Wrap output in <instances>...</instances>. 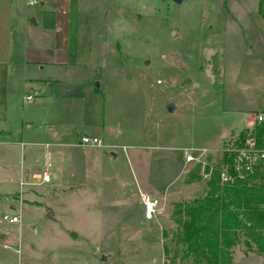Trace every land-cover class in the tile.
<instances>
[{"label":"rangeland","instance_id":"374dc122","mask_svg":"<svg viewBox=\"0 0 264 264\" xmlns=\"http://www.w3.org/2000/svg\"><path fill=\"white\" fill-rule=\"evenodd\" d=\"M79 1L92 15L85 27L92 61L71 68L51 91L55 103L83 109L74 118L78 134L101 122L103 157L89 150L98 153L91 166L61 163L55 178L28 193L8 182L18 151L0 155V264H166L162 231L173 227L170 202L183 172L190 163V171L201 164V175L218 167L223 147L264 109V42H248L240 26L228 24L222 0ZM253 19L264 25L263 13ZM185 152L204 162L186 161ZM148 183L166 189L152 220L142 201L155 197ZM188 193L204 195V183ZM9 203L20 223L2 219L14 212ZM234 264L264 259L238 246Z\"/></svg>","mask_w":264,"mask_h":264},{"label":"crops","instance_id":"0c3cea01","mask_svg":"<svg viewBox=\"0 0 264 264\" xmlns=\"http://www.w3.org/2000/svg\"><path fill=\"white\" fill-rule=\"evenodd\" d=\"M221 9L228 14L229 25L240 26L247 33L248 42H264V25H256L253 19L256 12L264 15V0H222ZM91 18V12L83 9L79 0H38L34 4H28L26 0H0V155L13 148L18 151L14 174L8 177V182L22 186L21 191L27 187L28 193H38L29 188L42 185L40 180L44 170H49L50 179L55 178L61 163L67 162L71 168L75 164L93 165L98 153H90L89 150H99L100 157H103L104 141L98 134L101 122L96 120L90 125L91 134L85 131L78 134V121L74 118L83 109L76 104L69 108L63 101L55 103L51 91L54 86L66 82L63 77L71 68L91 63L93 41L91 33L85 30ZM34 89L38 94L30 100L25 99L24 95ZM84 134L99 136L103 145L80 144ZM156 146L150 144V147ZM127 147L123 144V152L132 157L135 151H128ZM118 156L119 152H111L107 159L114 162ZM189 165L183 172L180 187L172 191L171 204L202 197L183 195L184 191L189 192L188 195L193 194L192 190H196L199 182L204 183L206 192V180L203 178L186 181ZM147 190L155 195L154 199L160 204L158 212H162L166 201L159 196L165 194L166 189L162 193L148 183ZM13 192H6L5 196H14ZM9 208L14 211L15 205L9 203ZM4 214L19 216L16 222L4 220L10 224L21 221L20 214L15 211ZM48 216L53 220L52 213ZM19 230L22 231V226ZM12 243L3 241L4 246L14 247ZM238 246L245 255L255 254L264 259L257 251H247L241 244ZM238 246L233 249V264ZM16 250L19 251L18 248Z\"/></svg>","mask_w":264,"mask_h":264},{"label":"trees","instance_id":"16d2710c","mask_svg":"<svg viewBox=\"0 0 264 264\" xmlns=\"http://www.w3.org/2000/svg\"><path fill=\"white\" fill-rule=\"evenodd\" d=\"M247 137L264 147V120L243 129L238 143ZM200 166L186 181L202 178ZM171 222L173 227L162 231L166 264H233V249L240 244L264 256V173L221 184L213 169L202 197L173 204Z\"/></svg>","mask_w":264,"mask_h":264},{"label":"built area","instance_id":"2783aa9c","mask_svg":"<svg viewBox=\"0 0 264 264\" xmlns=\"http://www.w3.org/2000/svg\"><path fill=\"white\" fill-rule=\"evenodd\" d=\"M38 0H26L28 4H34ZM38 94V90L34 89L27 92L24 98L32 99ZM257 122L264 120V109L256 113ZM239 136L234 140H229L222 149L221 163L215 169L218 170L219 180L221 184H232L240 179H244L247 175L261 171L264 173V147L257 145L253 137H247L243 143H238ZM82 145H103V141L99 136L84 134L81 137ZM225 154V157L223 156ZM186 161L198 160L204 162L199 157L190 152H185ZM213 168L203 169V178L208 180ZM50 172L44 170L41 174V180L49 181ZM145 206V218H152L154 213L159 210V204L156 199H151L149 195L142 198ZM3 220L10 222L19 221L18 215L3 214Z\"/></svg>","mask_w":264,"mask_h":264},{"label":"water","instance_id":"95a60500","mask_svg":"<svg viewBox=\"0 0 264 264\" xmlns=\"http://www.w3.org/2000/svg\"><path fill=\"white\" fill-rule=\"evenodd\" d=\"M174 1H180V0H174ZM167 107H168V109H171L172 108V103H169ZM102 259L105 260V256H103Z\"/></svg>","mask_w":264,"mask_h":264}]
</instances>
